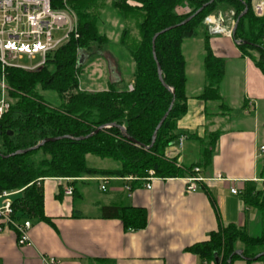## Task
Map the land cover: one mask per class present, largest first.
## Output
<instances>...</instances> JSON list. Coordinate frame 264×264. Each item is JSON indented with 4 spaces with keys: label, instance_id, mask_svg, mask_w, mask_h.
<instances>
[{
    "label": "trees",
    "instance_id": "obj_1",
    "mask_svg": "<svg viewBox=\"0 0 264 264\" xmlns=\"http://www.w3.org/2000/svg\"><path fill=\"white\" fill-rule=\"evenodd\" d=\"M206 2L208 0H113L112 5L126 23L119 43L133 62L132 90H127L128 83L119 87L120 77L108 81L103 89L79 88L80 54L89 50L92 43L99 45V51L106 50L108 45L106 35L98 31L92 20L93 0L69 1L77 19L76 38L71 36L48 52L44 62L34 69L9 67L3 70L10 102L0 118V191L22 189L12 202L16 219L33 217L50 223L42 208L43 178H72L74 183V178L92 176L141 178L151 169L153 176L161 178L193 173L194 166H178L174 159L165 156V149L177 137L176 122L186 111L182 40L199 34L203 37L206 85L198 95L203 100L219 98L217 87L224 73V61L211 52L209 33L203 22L211 13L232 10L234 22L242 13L231 37L238 42L240 52L251 57L264 73V11L256 16L251 0H213L180 24ZM184 6L188 11L178 13L176 9ZM128 24L137 31V37L129 36ZM169 26L175 27L154 39V59L152 36ZM251 50H255L259 58L252 56ZM46 90L58 94L57 106L43 98L40 91ZM167 111L152 145L147 147L157 123ZM98 127L101 128L93 133ZM84 136L87 137L81 138ZM48 138L58 139L32 148ZM17 150L26 151L10 155ZM209 153V149L204 152L206 159ZM86 155L110 159L114 165L91 166ZM37 180H40L38 185ZM243 198L246 204L261 211L264 226V182L257 189L254 185L246 186ZM100 211L102 217L119 218L124 228H142L147 219L144 208L140 207L104 205ZM237 249L241 250V256L234 253ZM188 250L202 261H211L216 256V264H230L233 259L243 257L251 261L264 251V228L261 236L250 237L233 224L218 225L208 239L189 246ZM257 259H264V255Z\"/></svg>",
    "mask_w": 264,
    "mask_h": 264
},
{
    "label": "crops",
    "instance_id": "obj_2",
    "mask_svg": "<svg viewBox=\"0 0 264 264\" xmlns=\"http://www.w3.org/2000/svg\"><path fill=\"white\" fill-rule=\"evenodd\" d=\"M176 10L184 13L188 8ZM236 44L232 37L209 33V48L223 59L224 73L217 87L219 98L203 100L198 97L206 85L203 37L184 38L181 43L186 111L176 122L177 137L165 156L178 166L199 168L192 175L204 180L195 183L194 191L185 188L187 175L151 180L77 178L82 193L88 192L87 182L95 181L104 194L90 202L78 192L76 181L43 178L42 208L50 223L22 217L30 221L24 245L18 244L14 228L3 226L0 264H50L51 259L56 264H216L215 259L202 261L188 247L208 239L218 225L233 224L250 237L261 236L262 213L245 203L243 192L248 185L260 188L264 180V164L258 165L264 157L259 151L264 146V73ZM65 183L73 188L70 196L63 192ZM231 188L238 193L232 194ZM78 197L81 201L76 203ZM104 205L144 208L146 223L139 229L124 228L119 218L102 217ZM230 264H264V259L237 258Z\"/></svg>",
    "mask_w": 264,
    "mask_h": 264
},
{
    "label": "built area",
    "instance_id": "obj_3",
    "mask_svg": "<svg viewBox=\"0 0 264 264\" xmlns=\"http://www.w3.org/2000/svg\"><path fill=\"white\" fill-rule=\"evenodd\" d=\"M72 0H0V68L2 75L0 77V90L3 93L7 89L4 81L3 70L9 67L22 69H34L40 66L46 57V54L66 40L69 37H77V19L74 11L69 6ZM252 11L256 16H261L264 11V0H251ZM231 26L234 20H228ZM207 30L211 34H224L231 37L232 27L224 26V18L221 13L209 14L204 20ZM22 56L33 59L39 57L37 64L28 67L16 64ZM133 89V81L127 84V90ZM8 108V102L0 98V118ZM179 138V144L182 142ZM259 151L264 152V146H259ZM199 168L194 167L192 172H198ZM153 172L146 177H123L125 180H151ZM219 177V176H218ZM69 179V178H67ZM105 180V178H103ZM204 178L189 174L185 176L186 190L194 191L196 182H202ZM40 184V180L36 181ZM150 188V184H145ZM126 189L130 186L125 185ZM104 189V184L101 185ZM22 189L0 191V230L3 226L9 225L17 232V242L20 245L27 244L26 231L30 227L28 219H16L13 214L12 202L19 196ZM63 192L66 195H72L73 188L70 185H63ZM232 194H237L235 188H231ZM50 264H56L53 259Z\"/></svg>",
    "mask_w": 264,
    "mask_h": 264
},
{
    "label": "rangeland",
    "instance_id": "obj_4",
    "mask_svg": "<svg viewBox=\"0 0 264 264\" xmlns=\"http://www.w3.org/2000/svg\"><path fill=\"white\" fill-rule=\"evenodd\" d=\"M93 2L94 5H92L90 12L93 17L92 20L97 26L98 31L106 35L108 39V45L106 50L99 51V48H97L99 47V45L92 43L90 44L91 48L89 50L80 54V57L82 58V65L81 70L78 73L79 88L87 89L89 91L103 89L108 81L115 80L118 77L122 79V81L119 82V87L122 88L131 81L130 78L133 72V62L129 56V53L119 43L121 30L126 26V23L122 20L117 8L112 5L113 0H93ZM219 12L220 11L211 14H217ZM220 13L224 18L223 25L232 27L231 22H229L228 20H234L233 11L226 10ZM128 25L131 29V24ZM130 29L129 36L137 37V31H135L134 29ZM250 53L252 54V56L259 58L255 50H251ZM38 61V56H34L33 59H29L27 56H22L21 59H18L16 61V64L20 66L31 67L37 64ZM1 92L2 91L0 90V98L3 95V98L7 100V102H10V99L7 97L6 91H4L3 93ZM40 93L43 98L51 105L57 106L60 103V98L56 92L46 90L40 91ZM38 145L39 143L32 148H36ZM86 157L88 163L91 166H95L98 168H108L114 165V162H112L110 159H100L91 155H86ZM263 164L264 157L263 159L259 160L258 165L263 166ZM150 171L153 172L152 169L149 170L147 176L150 175ZM65 179L69 182L73 181L72 179L68 180L67 178H64L63 180ZM74 179L76 180L77 178ZM263 182L264 180L260 182L259 186H261ZM87 183L88 192L86 194L84 192L82 193V183H80L79 181H76L75 183L78 192L80 194H84L87 201L91 202L92 200H94V198L102 197L104 195L102 192H100V190L97 189V182L89 181ZM65 184L68 185L67 183ZM80 201L81 198L78 197L76 199V203H79Z\"/></svg>",
    "mask_w": 264,
    "mask_h": 264
},
{
    "label": "water",
    "instance_id": "obj_5",
    "mask_svg": "<svg viewBox=\"0 0 264 264\" xmlns=\"http://www.w3.org/2000/svg\"><path fill=\"white\" fill-rule=\"evenodd\" d=\"M211 1H213V0H209L207 3H204L200 8H198L194 13H192L191 15H189V16H188L185 20H183L180 24H183V23L187 22L188 20H190V19H191L196 13H198L199 11H201L202 8H203L205 5H207L208 3H210ZM241 15H242V13L236 18V20H235V22H234V25H233V27H232V32L234 31V28H235L236 22L238 21V18H239ZM180 24H178V25H180ZM173 27H175V26H169V27H167V28L161 30L160 32L155 33V34L152 36V39H151V42H152V52L154 51V50H153V46H154V39H155V37H156L159 33H162V32H164V31H166V30H169V29H171V28H173ZM235 43H236V42H235ZM237 43H238V42H237ZM153 58L155 59L154 52H153ZM81 62H82V58H80V63H81ZM156 68H157V73H158V75H159V78H161V77H160V67H159L158 63H156ZM162 83H163V82H162ZM169 109H170V108H169ZM169 109H168V111H169ZM168 111H167V112H166V113L160 118L159 122L157 123V125H156V127H155V129H154V131H153V133H152L151 143H150L147 147H150V146L152 145V143H153V141H154V139H155V137H156V131H157V129L159 128V126L162 124V122L164 121L165 117H166L167 114H168ZM100 128H101V127H98L93 133H95L96 131H98ZM122 130H123V132H124V128H122ZM89 135H90V134H89ZM87 136H88V135H87ZM87 136H84V137H81V138H85V137H87ZM55 139H58V138H48V139H44V140H42L41 142H39V144H42V143L45 142V141H52V140H55ZM129 140H130L131 142H134V143L138 144V143L135 142L134 139H132V138H129ZM24 151H26V150H17V151H15L14 153H12V154H10V155H13V154H16V153H20V152H24ZM234 253H235V254H238V255L241 256V250H236ZM262 255H264V251L258 253V254L255 255L252 259H253V260H254V259H257L258 257H260V256H262ZM243 258H245V257H243ZM214 259H215V261L217 262V257H216V256L214 257ZM245 259H246V258H245Z\"/></svg>",
    "mask_w": 264,
    "mask_h": 264
}]
</instances>
